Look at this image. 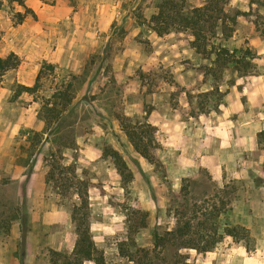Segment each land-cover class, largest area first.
Here are the masks:
<instances>
[{
  "label": "rangeland",
  "instance_id": "1",
  "mask_svg": "<svg viewBox=\"0 0 264 264\" xmlns=\"http://www.w3.org/2000/svg\"><path fill=\"white\" fill-rule=\"evenodd\" d=\"M22 1L33 15L27 13L19 23L15 13L25 11L22 5L4 0L0 7V57L13 53L17 60L0 73L2 202L14 205L23 198L27 214L31 199L38 197L26 192L43 189L49 203L70 214L72 204L78 202V185L66 179L72 173L45 183L46 159L52 153L62 164H72L74 174L88 183L91 236L104 264H133L121 252L137 257L140 248L151 250V256L159 254L158 264H176L172 245L153 248V232L162 235L172 229L178 210L207 200L218 208L224 206L218 218L221 224L241 209L244 189L251 185L264 189V176L256 175L264 170V149L256 141L264 126L263 5L256 0L225 4L229 14L238 16L223 44L249 48L256 57L243 73L225 70L219 93L205 97L202 93L213 85L204 74L210 61L191 48L190 32L157 35L141 23L156 11V0ZM183 1L190 7L205 0ZM47 63L53 69L44 67L35 92L24 91L14 98L16 85H33ZM63 89L70 98L67 102L57 94ZM202 104L208 108L203 113L198 111ZM45 114L51 120L45 141L31 145V132L45 129ZM122 115L156 127L159 164L149 163L133 149L119 126ZM243 135L246 143L250 136L253 144L250 154L244 153L252 159L251 179L224 178L228 160L234 161L235 169L247 168L236 152ZM189 145L187 155L183 150ZM218 145L224 146L220 147L222 182L210 169ZM106 146L123 157L132 172L130 181L123 182L113 160L103 154ZM135 208L147 211L145 227H134L131 210ZM262 221L255 217L247 228L254 249ZM72 226L75 232L73 222ZM229 244L224 237L215 248L224 250ZM178 252L187 253L192 264L200 253L183 248ZM51 258L62 263L59 255L51 253Z\"/></svg>",
  "mask_w": 264,
  "mask_h": 264
},
{
  "label": "trees",
  "instance_id": "2",
  "mask_svg": "<svg viewBox=\"0 0 264 264\" xmlns=\"http://www.w3.org/2000/svg\"><path fill=\"white\" fill-rule=\"evenodd\" d=\"M3 1L0 0V7ZM7 1L17 2L25 8L24 12L18 11L15 13L18 23L23 21L27 13L33 15V12L23 4L22 0ZM67 1L70 4H74L75 2V0ZM227 1L205 0L199 6L188 7L183 0H156V11L147 20L144 18L141 22L157 35H164L172 30H187L190 32L192 36L190 40L191 48L210 61V64L205 67L204 74L209 75L213 81V85L209 91L202 93L205 97L214 96L216 93H219L218 82L221 80L225 70L232 68L237 72L243 73L250 64L249 60L256 57V54L249 48L231 49L223 44L222 40H226L231 36L238 16V13L231 15L225 10L224 6ZM256 1L264 6V0ZM16 64V56L13 53H9L4 58L0 57V73L2 74L5 70L14 67ZM44 67L53 69L52 64H43L37 72L34 84L31 86L17 84L13 97H18L24 91L34 93L38 85L37 81L41 77ZM139 77L142 79V74ZM57 94L61 95L66 102L70 100L66 89L59 90ZM57 94L54 93L52 96L55 97ZM52 106L53 104H51L50 108ZM210 107H214V105ZM50 108H48L49 115H52V109ZM207 109L205 108V104L198 107V111L201 113L206 112ZM47 115L43 116L45 129L40 132H31L29 137L31 145L40 144L45 141L43 134L51 124V120ZM118 122L133 149L149 163L154 165L159 164L155 152L158 148L155 137L156 127L147 121H132L126 115L119 116ZM256 141L258 146L264 149V126L256 133ZM103 154L113 160L116 171L123 182L131 180L132 172L117 150L106 146ZM46 161V184L50 182L56 183L58 179L65 178L64 174L72 173L73 175L69 178L66 177V179L71 184L76 183L78 185L76 188L78 202L72 204L70 209V217L74 223L76 233L74 248L69 255L60 252L52 253L62 257L61 264H82L84 260L92 261L94 264H104L103 253L95 246L90 232L88 183L74 174L72 164H62L54 154L50 153ZM183 191H185L184 187ZM223 204L222 202L221 205ZM223 210L224 206L218 208L214 203L208 204L207 200H203V204L197 201L190 203V206L186 204V208H183V211L178 210L175 213L176 223L172 229L166 230L162 235H159L155 231L153 232V248L164 247L168 243L172 245L176 249L174 252V256L177 257L174 261L176 264H192L189 261V255L187 253L180 254L178 250L183 248L195 249L196 252L211 251L226 236L231 237L235 242L240 241L248 253L252 252L254 250V240L247 228L240 224H231L227 219L219 224L218 218L223 213ZM147 215L148 213L145 210L139 208L132 209L131 220L135 223V226H133L135 228L145 227ZM15 220L19 221L20 226L17 254L20 264H22L20 255L24 249L26 234L29 230L24 199L22 198L19 204L15 203L14 205H7L0 200V233L2 235L9 234L10 226ZM138 251L137 257L124 251L121 252V255H125L133 264H158L156 260H159V254L151 256V250L146 248H140Z\"/></svg>",
  "mask_w": 264,
  "mask_h": 264
},
{
  "label": "crops",
  "instance_id": "3",
  "mask_svg": "<svg viewBox=\"0 0 264 264\" xmlns=\"http://www.w3.org/2000/svg\"><path fill=\"white\" fill-rule=\"evenodd\" d=\"M185 135V137H187ZM194 138V137H193ZM190 139V141L193 140ZM243 144L241 150L236 148V152L241 153V159L243 161L244 167L240 170L235 169L234 161L228 160L225 163V176L235 178H243L246 180L251 179V174L249 170L251 169L250 157L244 156V153L250 154L252 149V141L248 139L246 143V136H242ZM8 141V140H7ZM239 138V144L241 142ZM221 143V142H220ZM224 142H222L223 144ZM189 147L184 148L183 153L187 155L190 154ZM219 150L216 153H212V165L211 172L213 176L222 182V164L220 147L217 146ZM195 149V148H193ZM196 152V151H195ZM185 157V156H183ZM184 163V162H183ZM205 165L210 167V164L205 162ZM246 172V173H245ZM264 170L261 174H256L259 177H263ZM184 176V174H183ZM252 181V180H251ZM251 185L242 191L241 209L238 207V211H235L233 206H231V212L234 214L233 219L229 217L227 220L229 223L240 224L246 228L252 227V220L255 217L263 219L262 223L258 228V236L256 238L255 249L248 253L246 248L241 242H235L231 237L227 236L225 239H229V247L224 250H219L215 248L211 251L200 252L195 264H264V189L261 185L258 188ZM37 194V199H31L27 208V223L29 230L26 234V242L22 254V264H61V260H55L51 258L52 252H66L68 255L72 252L75 241L76 233L73 232V226L71 222L70 214L56 205L49 203V199L45 196V191L43 189L36 191H28L26 195L30 197ZM235 207V206H234ZM231 213V214H232ZM91 232V227H90ZM20 238V226L19 221L15 220L10 226L9 234L2 235L0 233V264H20V259L17 254V242ZM98 247L97 243H94ZM82 264H94L92 261L84 260Z\"/></svg>",
  "mask_w": 264,
  "mask_h": 264
}]
</instances>
